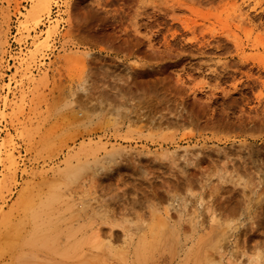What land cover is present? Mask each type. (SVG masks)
I'll return each mask as SVG.
<instances>
[{
  "label": "rangeland",
  "instance_id": "rangeland-1",
  "mask_svg": "<svg viewBox=\"0 0 264 264\" xmlns=\"http://www.w3.org/2000/svg\"><path fill=\"white\" fill-rule=\"evenodd\" d=\"M39 1L0 0V264H264V0Z\"/></svg>",
  "mask_w": 264,
  "mask_h": 264
},
{
  "label": "bare ground",
  "instance_id": "bare-ground-1",
  "mask_svg": "<svg viewBox=\"0 0 264 264\" xmlns=\"http://www.w3.org/2000/svg\"><path fill=\"white\" fill-rule=\"evenodd\" d=\"M51 2H52V0H40L39 1V3H38V10L34 13V14H32L31 16H32V18L34 19V18H36V16H37V13H39V12H43L44 14H46L47 16L49 15V12H50V6H51ZM34 21V20H33ZM38 21V20H37ZM39 44V43H38ZM44 45H45V41L43 42L42 41V44L40 45V46H42V47H44ZM141 69V68H140ZM137 84V83H136ZM133 86V85H132ZM86 125V124H85ZM70 161V160H69ZM224 166H225V164H223ZM220 166V165H219ZM226 167V166H225ZM224 167V168H225ZM221 168V167H220ZM224 168H223V170H224ZM224 172H225V170H224ZM223 173V172H222ZM115 240V239H114ZM145 242V241H144ZM142 243V246H144V244L145 243ZM146 244H147V242H146ZM150 245V244H149ZM108 246V245H107ZM106 246V247H107ZM108 247H112V246H108ZM107 247V248H108ZM110 248H108V249H110ZM113 248V247H112ZM112 248L110 249V252L112 251ZM154 248V247H153ZM135 249H136V247H135ZM141 249H142V247H141ZM145 249V248H144ZM136 250H138V248L136 249ZM135 250V251H136ZM145 250H148L147 248L145 249ZM144 250V251H145ZM116 251V250H115ZM131 251V250H130ZM108 252H109V250H108ZM131 253V252H130ZM136 253L137 252H134V254H133V257L136 255ZM150 253V252H149ZM122 254H127V253H122ZM145 254V253H144ZM124 255V256H125ZM129 255V254H128ZM120 256V255H119ZM137 256V255H136ZM135 256V257H136ZM131 257V256H130ZM134 257V258H135ZM138 257V256H137ZM147 257H148V255H147ZM142 259H143V257H142ZM147 259V258H146ZM143 261V260H142ZM138 262H140V260H138ZM138 262H137V264H138ZM136 263V262H135ZM144 263V262H143Z\"/></svg>",
  "mask_w": 264,
  "mask_h": 264
}]
</instances>
